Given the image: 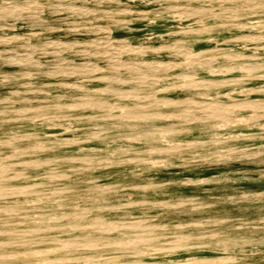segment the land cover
<instances>
[{"label":"rangeland","instance_id":"374dc122","mask_svg":"<svg viewBox=\"0 0 264 264\" xmlns=\"http://www.w3.org/2000/svg\"><path fill=\"white\" fill-rule=\"evenodd\" d=\"M16 1H29L26 7L28 14L19 15L13 12L14 14L0 17V102L5 103L10 100L9 102L19 109L31 110L37 107H44V109H42V116L34 119L19 115L18 118L7 121L0 117V163L2 164L7 155L12 153V145L15 143L13 136L24 132L34 133L22 142L27 145H32L36 141L42 142L49 137L57 142L54 144L43 142L47 145V148L40 152L43 158L59 161L58 159L72 156L75 159L72 160L80 161L79 157H94L92 166L88 168L80 169L82 163L77 161L72 163L73 170H68L65 164L58 168L61 172H69L72 180L77 182L84 177L93 178L95 187L103 189L104 200L97 203L82 202L81 198L74 201L71 199L80 208L96 209L110 206L106 216L109 221H112L121 214L112 207L125 202L130 203L126 216L145 218L146 220L141 222L142 225H163L168 234L184 232L199 235L205 230L222 235L223 238L225 233L236 237L232 243L220 247L215 246L211 239L204 238L199 246L174 251L172 255L179 261L195 255L206 257L231 255L232 261L228 264H264V138L236 139L244 134L264 135V120H261L260 124L251 126L232 128L219 125L213 130L204 129L194 123L191 130L184 135L162 139L164 144H180L184 147L182 150L175 154L146 155L143 151L149 146L131 139L139 136L137 133L142 127H119L106 120L80 118L81 113H86L85 110L73 107L74 98L70 92L71 89L61 85L62 83L69 85L82 83L99 92L109 87L124 89L125 82L103 71V66L108 62L107 57H104L108 53V47L105 46L113 47L112 41L121 40L125 45L136 48L162 44L174 46L173 43L176 40H184L189 47L185 49V53L205 51L217 54L227 47L264 53L260 46H250L239 39L248 30L238 28L234 31L230 19L217 16L204 17L197 12L179 15L173 11L184 4H193L197 7L216 6V4L226 7L238 6L235 9L238 13L237 18L233 19L232 23L240 26L245 23H264L262 6L255 4L251 10L236 0L223 3L192 0ZM16 1L0 0V10L5 5ZM124 8L130 9L131 13L127 10L124 14L125 11H122ZM112 16H116L119 22L112 21L110 19ZM202 27H207L210 34L207 31L202 33L196 31ZM258 27L261 26H256L253 30H264V26ZM185 28L191 31L186 34L176 32ZM125 41L128 42L125 43ZM135 50L115 54L114 59L120 60L123 56L125 61L132 63L136 60L164 63L170 59L163 51L139 54ZM181 50L184 52V49ZM181 58L178 56L173 59L179 61ZM57 63L64 67L85 63L86 65L96 64L102 68V71H97L90 77L67 74L55 75V77L45 73L50 71L52 64ZM229 66H231L230 63H220L217 65L221 67L220 70L204 69L201 76L224 78L245 73V68L242 66L234 70L226 69ZM182 70V68L179 69V71ZM29 73L30 76H28ZM110 76H113L112 79ZM103 77L106 79L104 80ZM30 85L38 91L28 89ZM159 88L157 84L145 86L147 91ZM261 89H264V79H255L242 85V88L234 87L221 93L209 91L187 96L232 102L246 95L264 98V91L261 92ZM163 95H168L170 99H181L184 96L177 90H171ZM100 96L103 99L112 100L110 95L103 92ZM68 103H71L72 107ZM20 113L25 112L21 110ZM121 132L126 138L129 136L130 140L117 139ZM73 138L81 142L72 141ZM226 138H232V140L222 143L212 142ZM59 140L61 144H58ZM202 141L207 144L201 145ZM115 149L122 151L118 152ZM257 152L261 154L253 155ZM31 164L18 167L22 183H27L37 172L43 170ZM0 202L6 203V200L1 198ZM141 204L144 208H141ZM65 212L66 210L61 209L53 214V217ZM25 213H32V210L25 207L15 213L12 212V217H16L4 219L2 227L9 228L11 226L8 223L21 221L22 214ZM94 217L99 218L100 214H95ZM183 221L190 223L186 229L173 227L174 224ZM53 246L50 244V247ZM101 247V244H96L91 251H102ZM149 258L161 261L158 256ZM38 259H40L39 256L33 257L25 263L38 264Z\"/></svg>","mask_w":264,"mask_h":264},{"label":"bare ground","instance_id":"6f19581e","mask_svg":"<svg viewBox=\"0 0 264 264\" xmlns=\"http://www.w3.org/2000/svg\"><path fill=\"white\" fill-rule=\"evenodd\" d=\"M192 1L223 3L231 0ZM236 1L251 10H253V5L259 4L264 10V0ZM28 4L29 1H16L12 2V4L10 3V5L2 6L0 17L12 14L13 12L19 15L23 13L28 14V9L26 8ZM237 7H226L221 4L197 7L193 4H184L182 7H176L173 11L179 13V15L197 12L204 17L217 16L230 19L231 27L234 31L238 28L248 30L239 39L250 44V46H260V49L264 51V30H253L256 26H264V23H245L242 25L239 23L240 26H237V24L232 23L233 19L237 18L238 13L235 11ZM127 10L131 13L128 8H124L122 11H125L124 14H126ZM110 19L115 23L119 22L116 16H112ZM190 31L191 29L185 28L176 32L186 34ZM196 31L202 33L207 31V27L196 29ZM209 32L207 31V33ZM3 40L6 41L7 39ZM173 44L174 46L162 44L161 46L149 45L147 47L138 46L134 48V46L129 47L127 44L125 45L120 40L119 42L112 41L113 47L106 45L108 53L104 57H107L108 62L103 66V71L108 75L116 76V78L121 79L126 84L124 89L118 87L102 89L104 94L112 97L110 101L101 98V91L92 90L82 83H75L73 85L60 84L71 89L70 92L74 98L73 107L85 110L86 113H81L80 118L86 120H106L112 125L119 127H142V129L138 130L137 135L139 134V136L131 139H135L134 142L145 143L143 145L149 146V148L143 151L146 155L158 153L175 154L179 152L184 148L183 146L177 143L164 144L165 142H162L163 138L184 135L191 130V126L194 123L199 124L204 129L213 130L219 125L231 126L233 128L260 124L261 120H264V98L261 96L252 97L251 95H246L232 102L216 99H197L192 95L187 96L188 94H202L209 91L221 93L229 88H242V85L244 86L250 80L264 79L263 52H247L243 48L232 47L230 49L227 47L217 54L205 51L185 53V49H189V47L184 40H176ZM58 46L63 47V45ZM181 49H184V52ZM134 50L139 54H148L149 52L159 53V51H163L170 59L164 63H153L144 60H136L135 63H132L131 61H125L123 56L120 57V60L114 59L116 57L115 54L127 53ZM178 56L182 57L179 61L173 59ZM60 60L58 61L59 63ZM220 63H230L231 66L226 67V69L231 68L233 70L242 66V68H245V73L242 75H229L224 78L201 76L204 69L220 70L221 67H217ZM180 68L183 70L179 71ZM97 71H102V68L96 64L88 63L86 65L85 63L79 66L69 67L67 65L64 67L62 64L57 63L55 65L52 64L50 71L45 73L51 76L67 74L90 77L94 76ZM25 76L27 78V75ZM28 76H30V73ZM103 79L105 80L106 78L103 77ZM156 84L160 86L159 89L152 91L145 90V86ZM28 89L38 91L37 88L31 87V85ZM171 90H177L184 96L181 99H170L168 95H163L164 93L168 94ZM262 91L264 89H261ZM9 101L5 103L0 102V117L3 120H14L19 115L28 119L42 116V109L44 107H37L31 110L29 108L19 109ZM68 105L70 106L71 103H68ZM21 110L25 113L21 114ZM31 135H34V133L24 132L13 136L12 139L15 143L12 145V153L8 154L4 161L2 160V164L0 163V199H5L7 203L0 202V263L27 264L25 262L28 259L37 256L40 257L37 262L38 264H228L232 261L231 255L208 257L195 255L192 258L180 261L172 255L174 251L188 250L189 248L199 246L204 238L211 239L217 247L228 245L236 239L235 236L229 233H225V238L215 232H207L205 230L199 235H191L184 232H181V234H168L162 227L163 225H142L141 222L146 220L145 218H130L126 216L130 203L125 202L112 207L121 213L118 218L112 221H109L106 216L110 206L97 207L96 209L80 208L71 199L74 201V199L81 198L82 202L97 203L104 200L103 189L95 187L93 178L84 177L80 182H77L72 180L69 172H61L58 169L61 165L65 164L68 170H73L71 167L75 159L72 156V158L65 157L64 159L61 158V160L58 159L59 161L40 156V152L47 148V145L43 142L54 144L57 142L56 140L48 137L46 140L42 142L36 141L32 145L22 143ZM128 137L126 138L121 132L118 134L117 139H129ZM242 138H264V135L244 134L241 135V138L238 137L236 139ZM229 140H232V138L217 139L212 142L222 143ZM74 141L81 142L78 139ZM58 144H61L60 140ZM205 144L207 142L202 141L201 145ZM116 151L122 150L118 149ZM259 154L261 153L257 152L253 155ZM78 159L81 160L76 161L82 163V167H79L80 169L88 168L94 162V157H79ZM28 163L35 164V166L43 168V170L42 172H37L27 183H22L18 167H25ZM98 163H101V161H98ZM25 207L31 209L33 214H22L23 218L21 221L8 223L11 226L9 228L2 227L4 219L16 217H12V212L15 213ZM141 208H144L142 204ZM61 209L66 210V212L53 217V214L58 213ZM95 214H100V217L95 218ZM4 224L6 227V223ZM189 225V222L183 221L174 224L173 227L186 229ZM190 242H193V244H190ZM50 244L54 246L50 247ZM96 244H101L103 250L92 252L91 249ZM152 256L160 257L161 261L151 260L149 257Z\"/></svg>","mask_w":264,"mask_h":264}]
</instances>
